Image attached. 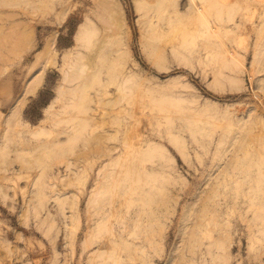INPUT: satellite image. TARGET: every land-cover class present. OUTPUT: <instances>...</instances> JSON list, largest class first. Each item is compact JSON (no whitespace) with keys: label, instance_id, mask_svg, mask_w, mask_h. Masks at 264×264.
Here are the masks:
<instances>
[{"label":"rangeland","instance_id":"1","mask_svg":"<svg viewBox=\"0 0 264 264\" xmlns=\"http://www.w3.org/2000/svg\"><path fill=\"white\" fill-rule=\"evenodd\" d=\"M0 264H264V0H0Z\"/></svg>","mask_w":264,"mask_h":264},{"label":"bare ground","instance_id":"2","mask_svg":"<svg viewBox=\"0 0 264 264\" xmlns=\"http://www.w3.org/2000/svg\"><path fill=\"white\" fill-rule=\"evenodd\" d=\"M76 79V78H75ZM74 78L72 79V80H75ZM69 80V79H68ZM31 89H33V88H31Z\"/></svg>","mask_w":264,"mask_h":264}]
</instances>
